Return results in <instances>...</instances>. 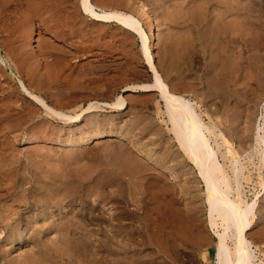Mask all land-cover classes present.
Wrapping results in <instances>:
<instances>
[{
  "label": "rangeland",
  "instance_id": "rangeland-1",
  "mask_svg": "<svg viewBox=\"0 0 264 264\" xmlns=\"http://www.w3.org/2000/svg\"><path fill=\"white\" fill-rule=\"evenodd\" d=\"M93 1L141 20L139 3L149 6L158 28L156 61L173 92L207 104L204 110L217 105V117L225 119L220 128L236 151H244L236 135L239 128L251 137L250 146L254 118L264 107V29L252 34L256 37L239 36L244 19L225 10L234 0ZM219 18H224L220 22L226 34L217 37L211 27ZM251 49L262 56L258 73L242 61L254 57ZM0 56V120H11L0 121V222L5 223L0 225V264H105L107 256L112 262L106 264H214L216 239L208 226L203 184L192 176L191 165L179 168L166 157L179 151L164 122V101L155 91L122 93L128 85L153 82L139 35L117 22L85 14L82 0H0ZM22 81L70 115L81 113L92 101L114 102L121 94L126 106H103L80 120L64 121L47 114ZM93 119L97 125L91 124ZM231 121L236 128L223 129ZM89 133L112 138L79 145L77 138ZM250 163L246 173L254 170V180L245 182L248 199L260 189L263 175V169ZM262 194L252 231L259 264H264V190Z\"/></svg>",
  "mask_w": 264,
  "mask_h": 264
},
{
  "label": "bare ground",
  "instance_id": "bare-ground-1",
  "mask_svg": "<svg viewBox=\"0 0 264 264\" xmlns=\"http://www.w3.org/2000/svg\"><path fill=\"white\" fill-rule=\"evenodd\" d=\"M131 1H134V0H131ZM227 5H226V7H227ZM82 9H83L85 14L90 15L95 20L102 21V22H111V21L117 22L118 24H120L124 28H127L129 30L134 31L141 38L142 47H143V51H144V57H145V60H146V66L148 68V71L152 74L153 82H151V83H143V84L128 85V86H126V87H124L122 89V93L124 94L125 92H129V91H132V92L155 91V92H158L159 96L164 101L165 109H166L165 112H164L165 116H166V120H164V122H166V124L169 126V131L173 135V139L175 140L177 148H178V151H179L177 155H174L175 152L174 153L173 152H171V153L169 152V153H167L168 155H166V154L165 155H166V157H167V159L169 160L170 163H176V165H178L179 168L180 167L183 168L186 164L187 165L188 164L191 165L190 166L191 167L190 171H193L192 172V174H193L192 176L194 178H199L200 182L203 184V187H204L203 192H204V195H205V203H206V207H207L208 226H209L210 230L212 231V233H213V235H214V237L216 239V241H215V251L216 252H215L214 264H259L257 262L258 261L257 259L259 258V256L257 257V252L259 250V248H258L259 246L255 243V241H253L252 231L254 230V228L257 225V213H258L259 208L261 207L260 206V199L263 196L262 192L264 190V107H263V110H262V113L260 114V116L257 119L254 118V120H256L254 122L255 123V127L254 126H252V127H254L255 129L252 132H255V134L253 133L254 137H252L253 141H252V143H250V146H248L247 144L249 142V139H251V137L248 139L246 134L241 133L242 130L240 131V128H239L240 132L238 130H236V129H233V131H235V130L238 131L237 134L236 133L235 134L238 135V137L240 139L239 141H240L241 146H242V148L244 150L242 154H239L236 151V149L234 147V144L228 139V134L225 133L224 130H222V127L220 128V125L223 126L224 120H225V119L221 120L222 118L219 119V117H217L218 116L217 114L221 113V109L219 107H217V105H216L214 108H212V106H211V107H207L204 110V107L207 104L204 105L199 100H196V99L194 100L193 98H189V97H186L184 95L177 94V93L173 92L174 90L171 89L169 83L165 80L162 72L160 71V69L158 67L157 61H156V50L158 49V28H157L155 19L153 17V14H152L151 9L149 8V6H147L144 3H139V5H138V11H139V13L142 16L144 21L139 19V17H137L136 15L128 13L126 11L112 10V9L110 10V9H106L105 7L104 8L100 7L97 4H95L93 0H82ZM217 9H218V7H217ZM225 10L227 12H232L233 11V12L237 13L238 16H242V20L244 19L243 22L245 21L244 23H246L245 24L246 26L244 25L243 27L238 29L239 31H237V33L239 34V36L243 37V36L247 35L249 37L251 35L252 37H256L255 35H252V34L255 31L258 32V29L260 30L259 32H261V29L262 30L264 29V26H263L264 24L263 25L261 24V22H262L261 21L262 20L261 17L263 15L262 13L264 12V5L259 0H250L249 2H247L246 0H234L233 3L229 4L228 8H226ZM227 12H223V13H227ZM224 15H222V16H224ZM226 15L229 16L228 13ZM224 18H219V20H215L214 23H213L214 26L211 27V29H212L211 32H214L215 34H217V37L219 35L222 36V34H226L225 28L222 27L223 24L221 25V22H220V21L224 20ZM238 19L241 20L239 17H238ZM242 20H241V23L243 24ZM222 23H223V21H222ZM227 23L225 22L224 24H227ZM230 23H232V22H230ZM230 23H228L229 26H230ZM224 26L226 27L227 25H224ZM237 26H238V24H237ZM200 28H203V27H200ZM234 34H236V33H234ZM255 34H257V33L255 32ZM260 34L262 35L263 33H260ZM228 35L229 34H227V36ZM223 37H225V35ZM237 37L238 36H236L235 38H237ZM248 37H246V38H248ZM219 39H220V37H219ZM238 39H240V38H238ZM222 40L224 41V39H221V41ZM240 41H242V40H240ZM247 42L248 41L245 40V44ZM245 44H244V50L246 49L245 48ZM214 45H215V43H214ZM248 46H250V45L248 44L247 47ZM224 47H226V46H224ZM239 47H241V46H239ZM241 48L243 49V46ZM217 49H218V47H217ZM246 50L248 51L249 49H246ZM246 50H245V52L247 53ZM251 52L252 53L249 52L250 55L251 54L253 55L255 53L254 57L252 56L251 58L250 57L248 58L247 56H249L248 55L249 53L247 54V56L245 55L247 57V59H249L248 61H250V62L247 61V63H246V60L245 59L243 60L241 55H240L239 58H242V61H244L245 64H248L250 66L249 68H251V69L255 68V70H257L256 72L258 73V70H260V67H261V61H262L261 57L262 56H261V54H259L258 52H254L253 50ZM214 53H215V51H214ZM214 53H213V55H215ZM251 59L252 60L254 59V60L251 61ZM231 60L233 62V59H231ZM239 61H236V62L239 63ZM232 62H230V63L232 64ZM234 64H235V61H234ZM239 64L245 65V64H242V63H239ZM232 66H235V65H232ZM235 68H237V67H235ZM232 69H234V68H232ZM234 70L237 71V69H234ZM232 73H233V70H232ZM250 79H252V77H250ZM22 83H23V89L32 98H34L38 103H40L42 105V107L45 109L47 114L52 115L53 117H56V118H58L60 120H64V121L80 120L81 117L86 116L87 114H90V113L96 111L98 108L103 107V106H107V107H110V108H116L118 110H123V109H125V106H126L125 96L123 94H121V95L118 96V98L114 102L92 101V102L89 103L88 107H84L82 109L81 113H78L77 115H70V114H68V113H66L64 111L55 109V107H52L53 105L51 106L50 103H48V101L45 98L41 97L40 95H38L35 92H33L32 90H30L23 81H22ZM6 113H8V112H6ZM227 114H228V112H227ZM19 116H20V114H19ZM213 116H216V117H213ZM14 117H16V116H14ZM227 117H228V115H227ZM227 117H226V120H227ZM249 117H252V116H249ZM249 117L247 118L248 120L251 119V118L249 119ZM4 118L7 119V117H4ZM4 118H2L0 121L4 120ZM223 118H224V116H223ZM32 119H33V117H32ZM7 120H9V119H7ZM9 121H11V120H9ZM19 121H21V120H19ZM95 121L96 120H94V122H91V124L95 123V125H97L98 123L95 122ZM251 121H252V119H251ZM6 122H8V121H6ZM227 122H229V121H226L225 123H227ZM87 124H89L88 121H87ZM230 124H231L230 127L227 126V128H223V129L231 128L235 123L233 122V124H232V121H231ZM5 125H8V124H5ZM89 125H86V123H85V127L86 128ZM92 127H93V125H92ZM80 128H81V126H80ZM232 128H236V127H232ZM91 129L92 128H90V130ZM95 129H97V128H95ZM237 129H238V127H237ZM248 129H249V127H248ZM77 130H78V128L75 131H77ZM246 130H247V128H246ZM79 131H83V130H79ZM88 131H89V129H88ZM92 131H94V130H92ZM227 132L230 133V131H227ZM244 132L246 133L247 131L244 130ZM95 133H96V131H95ZM81 135H83V133ZM110 135L109 134H104V133H97V134L92 135V133H91L90 135H88L86 137H82V139L81 138H77V139H79V145L81 144V145L84 146L86 144H91V143L93 144V142H96L98 140L112 138V137H110ZM121 136H123V135H121ZM251 136H253V135H251ZM77 137H79V136H77ZM68 140L69 139H67L66 141L68 142ZM108 140H110V139H108ZM232 140H233V138H232ZM73 141H74V139H73ZM140 152H142V154H147L148 156L152 155V153L149 152V151H148L149 153H144V151H142V150ZM152 157H150V158H152ZM249 161L251 162L250 164L254 165L255 167H257L259 169H263V175H261L262 176L261 177V182L259 181L260 186L258 185V187H260V189L254 191L253 197L251 196L252 199H248V195L246 194L247 191H246V187H245V182L249 185L250 182L252 183V181L254 180L252 178V174H251L252 171H254V170L250 169L251 173L250 172H249V174L246 173L247 163ZM166 165H167V162H166ZM170 168H171V166H170ZM174 170H176V169H174ZM255 170H256V168H255ZM173 172H175V171H172L170 173L171 176H175V174ZM54 174H52V175L54 176ZM189 174H191V172ZM8 183H11V182H8ZM253 184H254V182H253ZM255 185H257V184H255ZM11 187H9L8 189L10 190V188H11V190H12L13 186H11ZM65 187H64L63 190L67 189L68 187H69L68 189H70V186H68L67 188H65ZM8 189H6V190L8 191ZM254 189H256V187ZM63 190H62V192H63ZM6 193H8V192H6ZM54 193H57V192H54ZM2 195H5V194H2ZM8 196H10V195H8ZM1 200L2 199H0V201ZM16 200H18V199L16 198ZM37 204H38V202H37ZM43 204H46V203H43ZM47 204H48V202H47ZM3 207H4V204H3ZM39 208H41V207H39ZM2 211H4V210H2ZM5 211H6V209H5ZM10 211H12V210H10ZM40 212H41V210H40ZM2 214H4V213L2 212ZM46 214H47V212H46ZM46 214H44V215L42 214V215L45 216ZM13 215H15V214H13ZM31 215L32 214H30V216ZM38 215H39V213H38ZM31 217H29V220H30ZM12 218L13 219L10 218V220H14V217H12ZM2 219H5V218L2 217ZM32 220H34V218ZM2 222H3V225H4L5 224L4 221H2ZM17 222H19V220ZM22 222H23V219H22ZM0 225H1V222H0ZM3 225H1V226H3ZM31 225H32V223H31ZM28 226H29V223H28ZM4 227H5V225H4ZM4 227L1 228V229H3V231L5 230ZM81 227H83V225ZM81 227L79 229H82ZM13 228H10V230L13 229ZM19 228H21V227H19ZM66 228H65V230H66ZM68 228H70V227H68ZM85 229H83L84 230V231H82L83 233L86 231ZM19 230H21V229H19ZM19 230H17V231H19ZM63 230H64V228H63ZM68 230H70V229H67V231ZM59 231H61V230H59ZM92 231H95V230H92ZM8 232H9V229H8ZM71 232H73V229H72ZM71 232H70V234H72ZM75 232H77V230H74V233ZM28 233H29V231H28ZM24 234H26V233H24ZM75 234H73V235H75ZM78 234H80V233L78 232ZM11 237H13V236L11 235ZM71 238H70V240H71ZM18 240H19V237H18ZM28 240H30L29 237H28ZM105 243H103V244H105ZM69 245H70V243H69ZM85 246H86V244H85ZM97 248L99 249L100 247H97ZM104 248L106 249V247H104ZM104 248H103V250H104ZM95 250L96 249H94V251ZM110 250H112V249H110ZM45 251H46V249H45ZM80 251H82L83 252L82 254H84L83 250H80ZM113 251H114V249H113ZM57 252H59V251H57ZM66 252H68V250ZM111 252H108V253H110V255H111ZM115 252H117V251H115ZM262 252H264V251H262ZM88 253L90 255L91 252H88ZM108 253H105V254H108ZM96 254H94V255H96ZM67 255H69V254H67ZM91 255H93V254L91 253ZM83 257H82V259H83ZM102 257H100V258H102ZM41 258H43V255H42ZM87 258L90 259L89 256ZM93 258H96V256L93 257ZM97 258L99 259V257H97ZM106 258H108V256L105 257V260H104L105 264L109 263V261H111V260L107 259L108 262H106L107 261ZM111 258H115V257L111 256ZM65 259L66 258H64V260ZM70 260H72V258ZM73 260H75V259H73ZM97 260L95 259L94 262H96ZM89 261H91V260H89ZM102 261H101V263H102ZM60 262H62V260ZM71 263L73 264V262H71ZM87 263L89 264V262H87ZM126 263H129V262L126 261ZM66 264H68V263H66ZM76 264H78V263H76ZM92 264H95V263H92ZM113 264H115V263H113Z\"/></svg>",
  "mask_w": 264,
  "mask_h": 264
}]
</instances>
